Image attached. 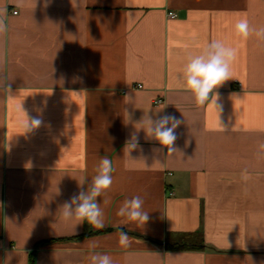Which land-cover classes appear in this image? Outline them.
Listing matches in <instances>:
<instances>
[{"label":"crops","instance_id":"1","mask_svg":"<svg viewBox=\"0 0 264 264\" xmlns=\"http://www.w3.org/2000/svg\"><path fill=\"white\" fill-rule=\"evenodd\" d=\"M0 10V83L15 93L0 88V264H89L93 251L113 264H264V40L234 31L243 17L264 26V0H0ZM213 39L238 49L233 79L214 89L218 108L198 107L180 77ZM20 104L39 128L25 134ZM149 110L182 121L174 153L136 131ZM102 157L115 169L97 198L105 226L62 221ZM136 195L149 220L124 226L123 248L113 226Z\"/></svg>","mask_w":264,"mask_h":264},{"label":"clouds","instance_id":"2","mask_svg":"<svg viewBox=\"0 0 264 264\" xmlns=\"http://www.w3.org/2000/svg\"><path fill=\"white\" fill-rule=\"evenodd\" d=\"M5 17L6 11L0 10V35H4L8 30ZM234 31L243 40H248L253 36L264 40V26L256 27L252 25L247 17L236 21ZM237 56L238 49L236 47L227 45L219 39H213L205 43L198 52L188 55L180 79L183 81L185 90L192 94L196 106L202 107L206 104H212L217 107L218 94L214 89L233 79L231 69ZM0 88L7 93L9 99L14 98L15 93L12 91L9 82L5 80L0 83ZM124 100L126 104L134 103L132 98L127 95ZM17 108L24 113L21 126L24 128L25 134L41 126L42 120L40 118L29 119L21 104L17 105ZM163 109L155 111L159 113ZM150 112L151 110L144 113L142 118L135 123L136 131L143 130L148 138L157 141L162 148H167L168 154L174 153L176 149L173 145L177 139L175 130L181 125L182 121L173 115H163L154 119ZM129 120L130 116L128 114ZM219 130L225 131L221 123ZM137 146V136L134 134L130 141L127 142L125 150L130 152ZM259 150L264 152V143L259 144ZM114 171L113 162L108 157H102L96 168V175L91 179L86 190L73 195L69 201L64 202L59 208L62 221H74L77 225H82L86 222L95 229H102L105 226L104 213L97 198L110 189L113 183L112 173ZM244 178L246 179L247 177L245 176ZM79 185L82 186L80 183ZM143 205L144 199L136 195L126 199L118 209L117 215L123 219L113 227L118 231V243L123 248L129 247L132 243V238L127 231H124V226L128 223L143 226L149 220V212L144 210ZM89 264H113V259L107 253L93 251L89 255Z\"/></svg>","mask_w":264,"mask_h":264},{"label":"trees","instance_id":"3","mask_svg":"<svg viewBox=\"0 0 264 264\" xmlns=\"http://www.w3.org/2000/svg\"><path fill=\"white\" fill-rule=\"evenodd\" d=\"M165 246L171 249H195L199 247H204L205 244L201 240L197 242H166Z\"/></svg>","mask_w":264,"mask_h":264},{"label":"built area","instance_id":"4","mask_svg":"<svg viewBox=\"0 0 264 264\" xmlns=\"http://www.w3.org/2000/svg\"><path fill=\"white\" fill-rule=\"evenodd\" d=\"M18 11L14 10L13 13H17ZM168 16L170 17H176V13L173 11L168 12ZM141 85H138L140 87ZM157 102H160V100H157Z\"/></svg>","mask_w":264,"mask_h":264}]
</instances>
